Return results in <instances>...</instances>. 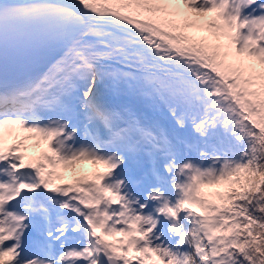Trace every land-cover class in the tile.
Masks as SVG:
<instances>
[{
	"label": "snow or ice",
	"instance_id": "6c2138e0",
	"mask_svg": "<svg viewBox=\"0 0 264 264\" xmlns=\"http://www.w3.org/2000/svg\"><path fill=\"white\" fill-rule=\"evenodd\" d=\"M0 65V264H264V0H0Z\"/></svg>",
	"mask_w": 264,
	"mask_h": 264
},
{
	"label": "rangeland",
	"instance_id": "374dc122",
	"mask_svg": "<svg viewBox=\"0 0 264 264\" xmlns=\"http://www.w3.org/2000/svg\"><path fill=\"white\" fill-rule=\"evenodd\" d=\"M209 15H211V14H209ZM85 163H88V162H85ZM81 168H83V165H82V164H81ZM68 171L72 172L71 169H68V170H62L63 173L65 172V175H64V176L67 175ZM205 191H210V189H205Z\"/></svg>",
	"mask_w": 264,
	"mask_h": 264
}]
</instances>
